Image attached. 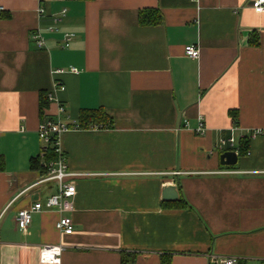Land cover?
<instances>
[{
  "label": "crops",
  "instance_id": "crops-1",
  "mask_svg": "<svg viewBox=\"0 0 264 264\" xmlns=\"http://www.w3.org/2000/svg\"><path fill=\"white\" fill-rule=\"evenodd\" d=\"M251 1L0 0V264H51L39 261L44 245H61L58 264H125L122 254L134 256L126 264L264 262V135L232 167L219 162L229 148H217L264 128V14ZM143 8L161 22L140 25ZM64 33L73 34L67 47ZM41 91L52 95L43 115ZM99 108L107 125L59 138L68 169L87 173L74 178L65 212L73 232L61 233L60 213L44 208L22 234L17 211L56 189L30 168L45 148L39 123L78 122ZM169 184L189 208L162 205Z\"/></svg>",
  "mask_w": 264,
  "mask_h": 264
},
{
  "label": "built area",
  "instance_id": "built-area-1",
  "mask_svg": "<svg viewBox=\"0 0 264 264\" xmlns=\"http://www.w3.org/2000/svg\"><path fill=\"white\" fill-rule=\"evenodd\" d=\"M251 7L254 12L264 14V0H252ZM65 10L61 12L64 13ZM39 12H43L42 8H39ZM51 30H57V28H50ZM72 33L63 34V47L69 45L72 39ZM33 40L38 46H43L44 40L39 32H35L32 35ZM185 55L198 58L199 49L194 45H186L184 47ZM70 71L76 72V68L70 67ZM63 71L62 69L57 70V72ZM54 89H63V85L59 81L53 82ZM47 99L51 100V93L47 92ZM62 111V107H59V112ZM82 125L79 122H64L59 118L56 120L46 119L39 123L37 127V134L39 139L45 144V146H51L54 148L55 158L52 160L44 159V149L42 150V160L41 164L44 166L45 173L40 176L37 180L38 183L43 182H54L55 191L50 194L44 204L40 201L34 202L28 208H21L16 214V226L22 234L26 233L28 226L31 223V214L34 211H39L42 209H56L60 216L56 222V227L63 234H71L74 230L73 221L70 216L65 212L73 210L72 200L76 194V187L74 183V178L79 176L87 175V173L72 172L68 169L65 156L59 150V138L61 134L69 129H78ZM93 128H101L103 125L92 124ZM205 131V126L202 120L199 121L198 126L195 130L196 134H202ZM258 135H264V128L258 127L247 134L248 138H254ZM237 142L235 137L232 135L229 138L219 139L217 148L227 147L229 150H234L237 152ZM230 172V171H223ZM62 247L61 245H44L39 250V261L42 263L58 264L60 263V254ZM212 264H241L239 257L234 255H221L218 257H213ZM256 264H264V262H258Z\"/></svg>",
  "mask_w": 264,
  "mask_h": 264
},
{
  "label": "trees",
  "instance_id": "trees-1",
  "mask_svg": "<svg viewBox=\"0 0 264 264\" xmlns=\"http://www.w3.org/2000/svg\"><path fill=\"white\" fill-rule=\"evenodd\" d=\"M162 20L161 13L154 8H143L140 9L137 13V21L142 26H148V25H156L159 24ZM248 43L250 45H257L258 44V38L255 33H252L249 37ZM48 99H47V92L41 91L39 93V113L40 115H43V109L47 106ZM229 115L233 118H236L237 113L233 110L229 111ZM110 118L108 113L104 111L103 109H94V110H81L80 111V117H79V124L82 126L92 124L93 121H101L103 122V125L105 121ZM86 123V124H85ZM249 141L247 135H244L238 139V156H246L249 149ZM55 158L54 148L51 146H45L44 148V159L46 160H52ZM221 167H232V166H223ZM30 168L37 171L39 174H44L45 169L44 166L41 164L40 158L35 157L31 158L30 160ZM178 190L180 193V187L178 186ZM163 206H171L174 208H189V205L184 200L181 194H179L178 199L173 201H163ZM134 260V256L127 258V255L122 254L121 256V262L122 263H130ZM164 264H168V262H165ZM243 264V263H241Z\"/></svg>",
  "mask_w": 264,
  "mask_h": 264
},
{
  "label": "water",
  "instance_id": "water-1",
  "mask_svg": "<svg viewBox=\"0 0 264 264\" xmlns=\"http://www.w3.org/2000/svg\"><path fill=\"white\" fill-rule=\"evenodd\" d=\"M237 152L234 150H225L219 155V162L223 166H233L237 162ZM162 199L173 201L178 199V191L175 185L169 184L163 187Z\"/></svg>",
  "mask_w": 264,
  "mask_h": 264
},
{
  "label": "rangeland",
  "instance_id": "rangeland-1",
  "mask_svg": "<svg viewBox=\"0 0 264 264\" xmlns=\"http://www.w3.org/2000/svg\"><path fill=\"white\" fill-rule=\"evenodd\" d=\"M248 264H254L253 262H250V263H248Z\"/></svg>",
  "mask_w": 264,
  "mask_h": 264
}]
</instances>
